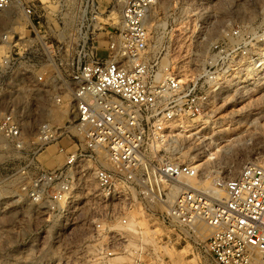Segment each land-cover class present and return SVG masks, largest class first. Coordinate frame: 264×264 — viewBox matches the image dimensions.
Listing matches in <instances>:
<instances>
[{"label":"rangeland","instance_id":"374dc122","mask_svg":"<svg viewBox=\"0 0 264 264\" xmlns=\"http://www.w3.org/2000/svg\"><path fill=\"white\" fill-rule=\"evenodd\" d=\"M14 2L0 12V264H216L176 198L107 194L84 165L75 76L119 35L117 0ZM145 29L143 60L160 81L208 98L158 151L194 163L204 195L264 168V0H151ZM63 104L71 113L58 122Z\"/></svg>","mask_w":264,"mask_h":264},{"label":"built area","instance_id":"2783aa9c","mask_svg":"<svg viewBox=\"0 0 264 264\" xmlns=\"http://www.w3.org/2000/svg\"><path fill=\"white\" fill-rule=\"evenodd\" d=\"M117 3L122 13L119 35L111 34L105 56L87 54L90 62L75 76L72 114L83 140L81 155L89 162L84 165L93 167L107 194L176 198L173 210L188 214L192 238L198 239L203 231L216 264H264V168L250 164L219 182L224 198L216 201L212 191L200 193L194 163L158 151L172 124L205 114L208 98L184 95L176 77L161 82L158 71L143 60L151 0ZM14 4V0H0V12ZM27 13L45 17L32 9ZM15 19L20 24L23 16L16 13ZM7 66L4 60L0 63L2 68ZM62 106L56 112L58 122L71 113ZM74 164V158L68 160V165Z\"/></svg>","mask_w":264,"mask_h":264},{"label":"bare ground","instance_id":"6f19581e","mask_svg":"<svg viewBox=\"0 0 264 264\" xmlns=\"http://www.w3.org/2000/svg\"><path fill=\"white\" fill-rule=\"evenodd\" d=\"M158 78H159V76H158ZM211 155H213V154H211ZM212 196L216 201H221L224 198V192H223V190L217 188V190H212ZM217 198L221 199V200H217Z\"/></svg>","mask_w":264,"mask_h":264}]
</instances>
